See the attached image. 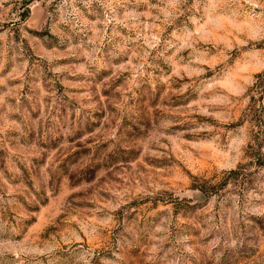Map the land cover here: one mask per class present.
<instances>
[{
  "label": "rangeland",
  "instance_id": "obj_1",
  "mask_svg": "<svg viewBox=\"0 0 264 264\" xmlns=\"http://www.w3.org/2000/svg\"><path fill=\"white\" fill-rule=\"evenodd\" d=\"M0 264H264V0H0Z\"/></svg>",
  "mask_w": 264,
  "mask_h": 264
},
{
  "label": "trees",
  "instance_id": "obj_2",
  "mask_svg": "<svg viewBox=\"0 0 264 264\" xmlns=\"http://www.w3.org/2000/svg\"><path fill=\"white\" fill-rule=\"evenodd\" d=\"M261 76V74H258L257 77Z\"/></svg>",
  "mask_w": 264,
  "mask_h": 264
}]
</instances>
